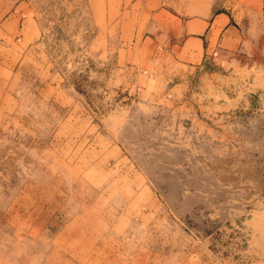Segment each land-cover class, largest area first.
<instances>
[{
	"label": "rangeland",
	"instance_id": "rangeland-1",
	"mask_svg": "<svg viewBox=\"0 0 264 264\" xmlns=\"http://www.w3.org/2000/svg\"><path fill=\"white\" fill-rule=\"evenodd\" d=\"M254 34L164 57L146 0H0V264H264Z\"/></svg>",
	"mask_w": 264,
	"mask_h": 264
},
{
	"label": "crops",
	"instance_id": "crops-1",
	"mask_svg": "<svg viewBox=\"0 0 264 264\" xmlns=\"http://www.w3.org/2000/svg\"><path fill=\"white\" fill-rule=\"evenodd\" d=\"M146 9L154 34L148 37L164 57L176 49L207 56L208 47L247 44L249 31L264 36V0H146Z\"/></svg>",
	"mask_w": 264,
	"mask_h": 264
}]
</instances>
